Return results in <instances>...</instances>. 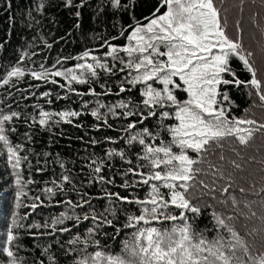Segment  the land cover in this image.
I'll return each instance as SVG.
<instances>
[{"label": "snow or ice", "instance_id": "1", "mask_svg": "<svg viewBox=\"0 0 264 264\" xmlns=\"http://www.w3.org/2000/svg\"><path fill=\"white\" fill-rule=\"evenodd\" d=\"M144 2L100 0L96 8L101 23V14L107 15L105 3L114 10L109 19L116 15H121V19L128 17L112 37L123 38L125 45L104 41L101 47L106 45L107 51L103 57L88 50L75 57L81 63L64 70L49 71L41 65V71L27 73L17 65L0 81L7 86L14 78L20 80L30 74L34 80H50L52 84L58 83L55 77L63 78L69 85L87 84L90 79H98L99 70L109 75L118 71L125 75L115 95L135 91L139 98L122 99L112 105L98 101L91 111L100 122L97 130L101 126L114 129L109 117L126 121L114 129L124 135L106 140L117 144L122 139L127 150L113 148L105 153L106 159L89 158L87 182L99 185L100 194L89 197L87 192H79L67 174L61 175L60 182L51 181L53 186L42 189L49 201L67 191L65 184L76 191L79 200L59 201L67 211H61L50 222L21 225L13 218L11 227L0 235V264H61L52 251L54 247L65 257L64 264H264V183L259 189L255 183L248 187L237 184L235 175L245 169L241 162L225 154L230 151L243 160L238 148L228 145L247 148L257 133L264 135V122L229 115L233 102L222 88L250 85L264 106V81L257 79L250 60L254 53L245 49L239 22L235 24V35L228 34L226 18L221 17L215 0H156L149 14L143 16L147 22L142 23L135 12ZM46 4L47 0H41L36 10L42 13ZM4 6L10 10L11 0H5ZM85 6H92L89 0H64V7L76 9L77 28L79 9ZM240 9L243 11V3ZM233 59L251 74L247 83L238 78L230 63ZM101 87L102 93L90 89V94H113L105 85ZM225 101L228 107L224 106ZM101 109H106V113ZM79 115L71 110L52 113L41 109L38 121L32 117V122L50 130L53 124L72 123L71 118ZM54 116L59 119L54 120ZM19 118L16 111H0V144L6 149L7 163L16 178L18 201L27 196L23 191L26 185L34 183L22 176L25 163L31 167L28 155H21L23 145L14 144L9 137L10 132L16 131L10 125ZM153 119L155 124L151 123ZM25 136L31 139L27 133ZM90 143L96 145L100 141ZM133 148L135 152L129 155ZM114 158L127 167L113 170ZM260 163L264 166V160ZM59 166L65 169L63 162ZM106 167L113 171L112 176L102 174ZM114 188L123 189L124 194ZM140 189L144 195L139 194ZM32 199L27 207L33 211L51 206L40 196ZM93 199L106 201L107 206L98 209ZM20 206L18 202L16 207ZM20 228L32 241L51 237V242L34 243L28 248ZM109 241H116L115 250ZM37 250L39 255L31 260L21 255Z\"/></svg>", "mask_w": 264, "mask_h": 264}, {"label": "trees", "instance_id": "2", "mask_svg": "<svg viewBox=\"0 0 264 264\" xmlns=\"http://www.w3.org/2000/svg\"><path fill=\"white\" fill-rule=\"evenodd\" d=\"M40 2L41 0H11L12 8L7 10L4 6L5 0H0V44L3 45V49L0 50V81L6 78L7 72L17 65L24 68L27 73L41 71V65L49 71L64 70L81 63L82 61H77L75 57L82 55L85 51L91 50L92 54L103 57L107 51L106 45L101 47L104 41L121 46L126 44L123 38L112 39V37L116 36L124 19L128 17L125 16L121 19V15H116L113 19H109L114 10L110 9L107 3L103 5L107 15L101 14L104 19V22L101 23V17L95 14L100 0H89L91 7L85 6V8L79 9L81 12L80 27L77 28L75 26L77 23L76 9L64 7V0H47L42 13L36 10ZM155 2L156 0H145L143 7L136 9L135 15L141 18L142 23L147 22L143 20V16L149 14ZM74 3H79V0H74ZM215 3L221 10V17L226 18L230 36L235 35V24L240 23V27L243 29L245 49L254 53L250 60L257 71V79L264 81V7H261V2L258 0H255L254 3L252 0H215ZM241 3H243V11L240 9ZM29 13H31V17ZM10 17L12 18L11 23ZM46 44H51L52 47L48 48ZM24 53H28V55L25 56ZM57 60H60L61 63L57 64ZM109 63L112 62L109 60ZM230 63L236 69L238 78L245 80L246 83L251 79V74L244 69L242 63L235 59ZM53 65L56 67L54 68ZM118 67L119 65H117ZM124 75L118 71L115 75H109L103 70H99L98 79H90L87 84L73 82L69 85L61 77H55L54 79L58 83L52 84L50 80L37 81L30 74H26L20 80L13 79L14 87L12 83L7 86L0 83V111L5 114L11 111L20 113V118L14 120L10 125V127H15L16 131L10 132L9 137L14 144L23 145L24 151L21 152V155L27 154L28 160L31 162V167L27 163L23 167V179L34 181L23 189L27 196H22L18 201L16 193L19 189L15 185L16 178L7 163L6 149L0 144V196L7 199L6 208L4 209V205L0 206V220L6 212L2 235L7 228L11 227L13 218L21 225L50 222L61 211H67L65 205L58 203L59 201L73 199L74 202H77L79 200L76 191H73L67 184H65L67 191L64 194H58L51 201L42 192L44 187L53 186L51 181L60 182L62 174L70 175L79 192H87L89 197H96L100 194L99 185H89L87 182L91 171L87 167L89 158L97 160L105 158V153L113 148L127 150L126 143L122 139L117 144L106 140V137L118 139L119 136L124 135L123 133L118 134L114 129L121 128L126 121L123 118L109 117V123L114 125V129L101 126L97 130V125L100 122L91 115V111L96 108L98 101L112 105L122 99L139 100L135 91L130 94L115 95ZM102 84L113 94L92 96L90 89L102 93L104 91L101 87ZM222 88L233 102L229 111L230 116L264 122V106H261L255 89H252L250 85H241L237 88L234 84L222 86ZM45 92H48L49 95L44 96ZM249 92H251V96H249ZM77 93H84V95ZM49 101L51 102L49 103ZM224 106L228 107L227 101L224 102ZM41 109L52 113L71 110L80 113V115L71 118L72 123L61 121L59 124H53L50 130H46L32 122V117L38 121ZM101 112L106 113V109H101ZM53 119L56 120L59 117L54 116ZM151 123L155 124V120L153 119ZM77 125L80 126L77 127ZM26 133L31 136L30 140L26 138ZM91 140H97L100 143L92 145ZM228 147H237L243 157V160H240L230 151L225 153L229 159H237L241 162L245 169L244 172L235 175L237 184L248 187L251 183H255L256 188L259 189L264 183V172H262L264 166L260 163L264 160V135L257 133L247 148L239 147L236 144H230ZM134 152L135 148L129 152V155ZM45 153L50 155L45 157ZM59 162L65 164L67 171L60 168ZM111 164L114 166L113 170L127 167L119 158H114ZM37 168H43L44 171L37 172ZM102 174L110 177L113 171L106 167ZM116 183H120L119 175L116 176ZM112 190L124 194L123 189L114 188ZM138 192L140 195L145 194L143 189ZM34 196H40L45 204L51 203V206L33 211L27 205L33 202ZM18 202L21 205L19 208L16 207ZM93 203L101 210L107 206L106 201L101 202L93 199ZM18 231L24 235L25 245L28 248H31L34 243L47 245L51 242V237L32 241L31 237L24 234L23 228ZM66 237L67 234L62 236L61 240L63 241ZM115 245L116 241H109V246L114 250ZM52 251L60 259L61 264H64L65 257L62 256L61 251L55 247ZM21 255L31 260L34 255H39V250L33 254L21 253Z\"/></svg>", "mask_w": 264, "mask_h": 264}, {"label": "rangeland", "instance_id": "3", "mask_svg": "<svg viewBox=\"0 0 264 264\" xmlns=\"http://www.w3.org/2000/svg\"><path fill=\"white\" fill-rule=\"evenodd\" d=\"M258 1L261 2V0H258ZM259 117H261V116H259ZM1 205H4V209H5L6 206H7V199L6 198H1V196H0V206ZM5 214H6V212H4L3 218L0 220V235H2V233H3V231H2V225H4V223L6 222V220H5ZM5 227H6V224H5Z\"/></svg>", "mask_w": 264, "mask_h": 264}]
</instances>
